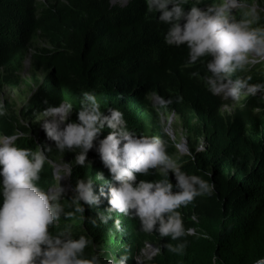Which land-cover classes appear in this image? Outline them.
I'll use <instances>...</instances> for the list:
<instances>
[{"label": "trees", "instance_id": "1", "mask_svg": "<svg viewBox=\"0 0 264 264\" xmlns=\"http://www.w3.org/2000/svg\"><path fill=\"white\" fill-rule=\"evenodd\" d=\"M241 1L250 4L253 0ZM110 2L48 0L41 11L37 0H0V70L12 71L13 62L26 53L36 36L52 46L39 47L33 54L36 68L48 74L20 114L34 116L48 105L67 101L75 108L69 120L78 121L83 93L94 92L102 110L120 109L129 130L137 136L161 137L172 156L174 147L161 126L160 112L147 109V96L157 92L180 115L183 127L206 141L205 151L184 159L181 167L210 181L214 191L181 207L185 226L195 231L182 238L187 246L180 253L164 246L178 241L142 231L137 218L109 214L104 197L99 208L88 206L85 213L62 216L50 231L57 234L68 227L76 238L87 236L91 243L85 255L99 254L104 262L126 256L127 264H137L135 258L147 242L160 245V253L144 264H212L213 257L215 264H254L264 259V95L257 94L245 108L225 118L220 112L221 99L209 92L204 82L208 74L205 64H188L185 45L165 42V23L159 21L158 13L148 10L146 0H131L125 8L113 7ZM197 4L202 6L204 1H188L185 7L190 10ZM257 15L256 23L264 26V13ZM237 76L251 77L252 84L264 83V76L254 71L238 70L233 77ZM254 108L261 112L253 113ZM18 127L15 117L0 116V130L5 135L14 136ZM109 131L105 129L101 138ZM16 145L39 149L28 138L19 139ZM52 152L58 151L51 147L45 153ZM88 159L91 162L73 168L72 187L75 189L80 178H92L96 192L103 188L107 193L113 183L109 169L95 149L90 150ZM99 172L104 173V180L97 177ZM40 177L41 187L53 185L48 163ZM137 179L155 180V172L138 174ZM71 197L62 201L68 212H74ZM101 213L110 215L106 223L100 221ZM201 232H207L209 238L199 235Z\"/></svg>", "mask_w": 264, "mask_h": 264}, {"label": "clouds", "instance_id": "2", "mask_svg": "<svg viewBox=\"0 0 264 264\" xmlns=\"http://www.w3.org/2000/svg\"><path fill=\"white\" fill-rule=\"evenodd\" d=\"M130 1L123 7L120 4L113 5L112 0L110 3L113 7L125 8ZM188 1L198 0H146V4L148 10L158 13L159 21L165 23V42L177 47L185 45L188 49V64H195L197 61L205 64L208 74L204 77V82L208 91L221 99L220 112L225 118L232 117L237 109L245 108L248 101L257 97V94L264 95V83H249L251 77H233L238 70L244 69L264 76V26L256 23L258 12L264 13V9L256 11L252 7L256 0L250 4L241 0H202V6L193 5L189 10L185 7ZM238 12L241 13L240 17L236 15ZM39 47L50 49L52 46L47 42L37 48ZM30 49L28 48L29 52L26 51L31 56L30 69L42 71L44 75L35 87L30 85L33 92L23 106L37 92L48 74L45 70L36 68L33 58L36 49ZM10 78L19 79L14 65L12 71H5V79ZM34 79L37 80L35 77ZM25 84H29L27 80ZM83 96L78 121L69 120L75 110L71 102L48 105L39 114L30 117L20 114L22 106L20 116L31 120L41 117L43 133L40 138L36 140L32 137H20L17 132H26L27 129L18 117L15 118L20 127L16 134L7 136L2 132L0 136V264H105L99 254L85 255V250L91 243L87 236L80 235L76 238L68 227L57 234L50 231L57 226L62 216H72L75 212L85 213L88 206L99 208L102 197L107 199L109 214L119 212L137 218L142 231H155L161 238L170 237L171 240L178 241L175 245L165 243L164 246L171 252H183L187 240L182 238L195 231L185 226L180 209L197 196L211 195L214 185L200 175L185 172L181 165L184 159L194 158L195 153L205 151L206 141L190 134L183 127L177 111L166 105L168 100L157 92L147 96V109L150 113L160 112L161 126L174 147L172 156H169L167 144L161 137L137 136L129 130L120 109L102 110L94 92L85 91ZM152 96L156 98V103L151 100ZM44 103L47 104V100ZM5 111L3 102L0 101V115H4ZM260 112L259 108L253 110L255 114ZM170 114L172 121L174 116L178 117L179 125L184 131L178 142L167 131V127L171 128L178 121H166L167 125L162 121V115ZM105 129L110 131L106 137L101 138ZM22 138L32 139L39 149L34 151L18 147L16 144ZM40 140H44L45 147ZM195 143H203V146L198 149ZM51 147H55L58 152H66L74 159L72 168L61 176L62 179L64 175H70V185L73 168L85 165L86 161L91 162L88 154L95 149L111 174L113 183L108 192L105 193L101 188L97 193L92 178L77 180L75 189L71 185L73 192L68 195H65L66 190L61 183L52 188L57 180V170L51 163L53 161L47 160L53 152L45 153ZM45 163L53 171V185L49 189L38 183ZM152 170L155 172V180L137 179L138 174L150 175ZM97 177L105 179L103 172H99ZM174 188L177 190L173 191ZM71 195L70 206H74V212L66 211L62 202L66 196ZM109 218L110 215L99 214L102 222L106 223ZM96 222L94 218L92 223ZM115 224L119 229L120 221L116 220ZM199 235L209 238L207 232ZM146 246L147 249H144ZM156 246L154 257L141 264L151 261L160 253V245L152 242L145 244L142 250H154ZM215 262L216 258L213 257L212 264ZM106 263L127 264V257L120 260L112 258L106 260Z\"/></svg>", "mask_w": 264, "mask_h": 264}, {"label": "rangeland", "instance_id": "3", "mask_svg": "<svg viewBox=\"0 0 264 264\" xmlns=\"http://www.w3.org/2000/svg\"><path fill=\"white\" fill-rule=\"evenodd\" d=\"M39 4V8L42 11L45 6L48 5V0H38L37 1ZM129 0H112L113 5H118L119 6H126ZM252 7L255 8L257 11L259 8L264 9V0H256L254 1ZM236 9H232L234 11ZM47 44L43 39H40V37L36 36L34 39L33 44L29 48L32 50H35L39 45L44 46ZM30 49V50H31ZM29 52V50H28ZM31 56L28 53H25L24 55L19 57V60H16L13 62V65L17 68V76L19 79H5V71L2 70L0 71V101L3 102L4 108H5V114L0 115L5 118H8L9 116H14L18 117L20 119V123L26 127V132L18 131V135L20 137H32L33 139L38 140L40 138V134L43 133V129L41 127L42 121H40V118L31 120L30 118H24L20 116L19 111L22 108V104L25 103L27 98L32 94L33 90H31L29 87L30 85L32 87H35L43 78V72L42 71H37L35 72L32 68L30 69L31 61H30ZM37 78V80L34 79ZM23 79V80H21ZM29 84H25V81ZM27 90V91H26ZM26 91V92H25ZM151 100L156 103V98L154 96L151 97ZM225 112H228V109H225ZM162 121L164 122L165 125H167L168 122H173V121H178L174 122L172 124V127L169 128L167 127V131H169L171 137L175 141H179L178 138H180V135L184 132L181 126L179 125V119L178 117L174 116L173 121H172V116L170 115H162ZM167 121V123H165ZM39 128V129H38ZM20 130V129H19ZM35 130V131H34ZM37 131V132H36ZM2 131L0 130V136H2ZM174 136V137H173ZM192 143L194 140L191 141ZM197 145V148H201L203 146V143H195ZM47 160L53 161L51 162L54 168L56 167V179L55 180V185L52 188H56L61 185L65 188V195H68L73 192V189L71 188V185L69 183V176L64 175V177L61 179L62 174H65L68 172L69 169L72 168L74 159H72L68 154L65 153H55L53 152L51 157H47ZM55 160V161H54ZM61 166V167H60ZM60 168V169H58ZM61 171V172H60ZM148 246V245H147ZM147 246L144 247V249H147ZM150 248V247H149ZM143 249V250H144ZM141 251L140 254L137 256L136 261L138 264L143 263L145 260L151 259L154 257V253L157 250V246L154 248V250H144ZM105 264L106 261H105Z\"/></svg>", "mask_w": 264, "mask_h": 264}, {"label": "water", "instance_id": "4", "mask_svg": "<svg viewBox=\"0 0 264 264\" xmlns=\"http://www.w3.org/2000/svg\"><path fill=\"white\" fill-rule=\"evenodd\" d=\"M255 264H264V259H262V260L256 262Z\"/></svg>", "mask_w": 264, "mask_h": 264}, {"label": "bare ground", "instance_id": "5", "mask_svg": "<svg viewBox=\"0 0 264 264\" xmlns=\"http://www.w3.org/2000/svg\"><path fill=\"white\" fill-rule=\"evenodd\" d=\"M61 167V166H60ZM58 169H60V168H58ZM61 172V171H60Z\"/></svg>", "mask_w": 264, "mask_h": 264}]
</instances>
